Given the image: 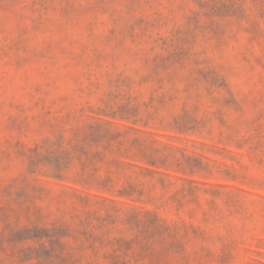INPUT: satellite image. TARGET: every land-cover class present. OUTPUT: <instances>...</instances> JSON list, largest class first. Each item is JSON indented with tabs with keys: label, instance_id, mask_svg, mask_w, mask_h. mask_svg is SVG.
<instances>
[{
	"label": "rangeland",
	"instance_id": "374dc122",
	"mask_svg": "<svg viewBox=\"0 0 264 264\" xmlns=\"http://www.w3.org/2000/svg\"><path fill=\"white\" fill-rule=\"evenodd\" d=\"M0 264H264V0H0Z\"/></svg>",
	"mask_w": 264,
	"mask_h": 264
}]
</instances>
